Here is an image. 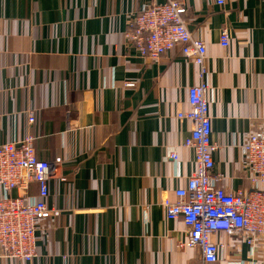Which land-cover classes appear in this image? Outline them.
I'll use <instances>...</instances> for the list:
<instances>
[{
	"label": "crops",
	"instance_id": "0c3cea01",
	"mask_svg": "<svg viewBox=\"0 0 264 264\" xmlns=\"http://www.w3.org/2000/svg\"><path fill=\"white\" fill-rule=\"evenodd\" d=\"M153 1L0 0V143L36 137L50 163L48 205L60 211L38 221L32 260L0 264H264L263 238L251 247L223 233L211 238L223 245L219 259L204 263L198 248L178 245L182 221L165 216L162 200L193 170L183 146L191 123L177 113L189 109L199 69L178 47L150 60L127 44L132 16ZM183 4L206 45L213 174L218 186L247 190L243 144L264 126V0Z\"/></svg>",
	"mask_w": 264,
	"mask_h": 264
},
{
	"label": "built area",
	"instance_id": "2783aa9c",
	"mask_svg": "<svg viewBox=\"0 0 264 264\" xmlns=\"http://www.w3.org/2000/svg\"><path fill=\"white\" fill-rule=\"evenodd\" d=\"M212 1L219 6L226 2ZM184 5L183 0L143 4L132 16L125 38L140 57L150 60L178 47L199 69V82L187 89L189 109L177 113L178 119L191 123L183 146L192 150L193 170L185 186L174 190L175 199L164 198L162 205L166 218L180 219L187 230L186 238L178 244L180 248H198L204 263H214L223 245L213 241V235L238 236L251 247L259 238L264 239V126L252 132L242 148V167L250 183L249 189L232 191L218 186L219 175L213 174L212 154L216 145L210 141L211 119L206 95L210 86L203 79L206 45L188 29L183 18ZM219 37L220 44L227 47V28L220 30ZM133 85L126 82V86ZM26 115L27 122L33 124V112L28 110ZM35 139L32 133L26 132L19 139L0 143V258L32 260L36 253L38 221L60 213L59 209L48 205L46 172L50 163L38 158ZM169 157L176 160V152H171ZM31 182L37 184L35 196L25 193ZM15 189L24 193L13 196Z\"/></svg>",
	"mask_w": 264,
	"mask_h": 264
}]
</instances>
